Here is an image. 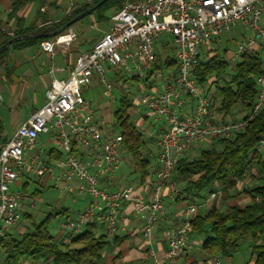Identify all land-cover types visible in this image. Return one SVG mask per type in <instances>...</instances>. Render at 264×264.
<instances>
[{"label": "built area", "instance_id": "2783aa9c", "mask_svg": "<svg viewBox=\"0 0 264 264\" xmlns=\"http://www.w3.org/2000/svg\"><path fill=\"white\" fill-rule=\"evenodd\" d=\"M108 20L109 26L92 48L77 55L67 77L51 79L43 106L0 144V238L20 224L24 203L33 206L32 196L11 191V184L32 177L39 184L50 181L55 189L88 198L61 225L69 238H76L92 223L111 242L122 210L129 205L143 218L144 239L150 240L157 223L167 233L161 255L152 247L147 249L151 263L175 264L192 246L191 220L198 204L187 202L180 213L169 215L160 194L167 187L172 198L178 195L182 182L174 174L181 155L200 143L234 137L264 108V0H125ZM163 33L172 38L175 75L166 79L163 90L142 91L136 97L138 107L165 126L154 140L158 166L144 199L133 186L110 190L102 185L123 160L122 138L98 125L83 93L96 76L102 96H109L112 84L106 79L105 66L114 75L130 78L152 72L155 45ZM224 35L236 37L226 59L229 67L246 55L260 57L254 99L235 122L212 118L206 89L193 77L197 57L208 60L210 50L204 49ZM74 38L75 33L68 30L42 41L40 49L51 55L55 44L69 47ZM41 135L50 136L60 155L52 164L43 160L42 148L34 152ZM253 151L264 152V134ZM246 177L236 184L241 185ZM220 192H210L206 203Z\"/></svg>", "mask_w": 264, "mask_h": 264}, {"label": "trees", "instance_id": "16d2710c", "mask_svg": "<svg viewBox=\"0 0 264 264\" xmlns=\"http://www.w3.org/2000/svg\"><path fill=\"white\" fill-rule=\"evenodd\" d=\"M33 1L35 0H16L11 6L8 18L14 17L17 12ZM99 1L92 0L91 4L78 6L72 15L58 23L54 22L45 32L18 28L12 34L2 33L0 46L14 36L55 31L74 15ZM124 1L109 0L88 16H93L99 24H105L109 18L106 16V12L113 9L118 10ZM47 39L49 38L41 37L15 41L1 52L0 59L8 49L19 50L40 44ZM172 52L174 53V47ZM226 59L227 57L221 58L214 55L208 60L197 57L193 77L198 85L207 87V96H209L210 88L227 75L229 65ZM160 63L167 70L166 76L174 77L176 64L173 55L171 57L167 54L162 57L155 51L152 72L144 77L145 82L154 75L153 72L160 69ZM233 70L230 79L216 88L218 96L216 108L212 109L211 101L210 110L222 113L224 117L236 104L246 109L252 103L255 94L254 78L260 71V57L243 56L235 64ZM130 79L133 81L132 83L137 84L140 78L132 77ZM132 106L133 101L126 94L119 98L118 105L112 115L122 138V150L128 154L131 169L139 175L140 181L143 183L150 171L149 157L142 153L148 140L128 115ZM263 134L264 108L243 131L234 137L210 142L209 146H211L199 150L198 155L194 158L181 155L176 160L174 177L182 182V187L176 196L177 201L206 200L210 192L221 191L215 200L208 202L209 207L203 215H197L191 220L190 235L202 238L199 241V248L208 257L219 255L231 258L239 251L240 243L248 239L250 241V258L247 264H264V152L257 154L253 151ZM213 144H216L217 147H214ZM245 175H247L248 182L238 186L236 182L242 180ZM36 194L37 191H34L33 195ZM238 197H247L248 201L241 204L232 203L226 210L219 207V201L224 203ZM24 217L29 218L30 216L24 214ZM51 217L48 215L30 232L18 233L19 237L17 238L11 234L0 238L2 264H19L22 259L48 264H83L85 262L100 264L103 261L109 241L104 238L103 234L97 232L95 225L92 223L87 225L76 238H69L67 244L63 242L58 244L52 240L48 230Z\"/></svg>", "mask_w": 264, "mask_h": 264}, {"label": "crops", "instance_id": "0c3cea01", "mask_svg": "<svg viewBox=\"0 0 264 264\" xmlns=\"http://www.w3.org/2000/svg\"><path fill=\"white\" fill-rule=\"evenodd\" d=\"M15 1L16 0H7V5L5 6V8H3L4 10H2L3 13L0 16V30L4 34H12L18 28H22V30L33 31L43 30V32H45V30L53 25L54 22L58 23L65 17L68 18L69 15H72L78 6L92 3V0H35L28 4L27 7H24L19 12H17L14 17L8 18V15L11 12V6ZM78 22L71 25V27H69L63 33L71 30L77 35H82L84 37L88 30L85 29V26H81L80 23L77 24ZM79 25L81 26L80 30ZM108 26L109 22L106 28ZM83 31L86 32L83 34ZM101 35L99 36V38L101 37ZM82 36L79 42L72 43L69 45V47L55 44L53 47V53L51 55L43 52L40 49L39 43L21 48L19 50L8 49L6 51L4 56L0 59L1 142L8 140L15 129L20 126L28 118L29 115L43 106L45 102V90L47 89L51 79H65L68 75V72H70L71 68L73 67L77 55L79 53L89 51L92 48L93 44L99 39L98 38L94 40L93 43H90L92 42L93 38H91L90 40H86V36L84 38ZM105 76L108 81H112L114 83V86H116L117 83L121 87L126 86H124L123 79L118 78V75H114L108 66H105ZM168 78L169 76H164V78H162L163 81L159 86H155V84L151 81L152 77L148 78L146 82L144 81L145 78L142 77L138 80L137 84L132 83V86H134L136 91V95L131 98V100L133 101V105L135 106L136 97L142 91H149L151 89L163 90L166 85V79ZM94 81L97 85H99L98 87L101 88V85L98 82V77L95 76ZM87 90L88 88H86L84 92ZM118 90L119 100L120 97L126 95L127 93H124L122 91L123 89L121 90V88H119ZM108 97L111 98L110 93ZM87 102L89 104L90 111L94 116L96 111L90 107V103L88 100ZM99 108H101V111L102 109L105 110L107 108V104H101L99 105ZM133 113L135 119L134 123L138 128H142L144 126L146 127V123L152 120L151 126L147 125V130L151 129V136L149 137L150 140H148L149 144L147 150L149 151L148 157H152L154 159V170L151 173L149 172L148 177L145 181H143V183H141L140 178L136 176L128 182V179L130 178L129 176H133L130 175L129 172L125 175V178L123 177V175H119V177L117 176L121 165L120 163L119 168L115 172V174L112 177L103 180L102 185L106 186L110 190H120L127 187L128 185L133 186L137 190V192L141 196H143L144 199H147V184L149 182H155L154 172L156 170V167L158 166L154 140L157 139L158 134L162 129L165 128V126L161 121L154 120L144 111V109L138 107V105L134 107ZM44 136L45 135H41L39 137L37 147L35 148L34 152H36L38 148H42V158H44L43 160L49 164H52L60 155L56 152L53 145H46L47 138L45 139ZM122 152L123 150L121 149V154ZM123 160L126 159L123 158ZM29 182L36 181L34 180V178L30 177L28 180L21 179L13 182L10 186L11 191H23L25 193H28ZM48 185L49 187H52L50 181H48ZM13 186L15 187V189H13ZM160 195L169 215L180 213L187 203L186 201L179 202L176 200V198H172L167 191V187ZM81 200L83 202L81 205L82 207L88 200V198L84 197L81 198ZM247 201V197H238L233 201V203L241 204L246 203ZM81 207L76 211H79ZM197 207V215H203L207 211L209 203L207 202L205 205L200 203ZM227 207L228 205L226 206V209ZM76 211L74 213H76ZM67 212V209L63 208L60 214L67 217ZM24 214L29 215L28 213H21V224H25L29 219L25 218ZM117 224V235L111 242L109 241V249L107 252H105L104 259L100 264H152L151 260L147 256V249H149V247H152L158 255H161L162 250L166 247L167 233L163 231V227L161 224L157 223L153 227L152 235L149 241L143 238V218L140 215L134 213L132 206H124ZM14 229L11 231L9 230L8 234H12V231L16 230L18 231V233H20L18 227H14ZM167 229L169 230L170 227L167 226ZM190 239L192 241L191 248L185 250L184 253L177 259L175 264H219V261H217V257H208L201 248H199L200 253L197 251L195 246L197 244V241L200 239L199 237L190 235ZM41 263L48 264L44 262ZM83 264L91 263L85 262Z\"/></svg>", "mask_w": 264, "mask_h": 264}, {"label": "rangeland", "instance_id": "374dc122", "mask_svg": "<svg viewBox=\"0 0 264 264\" xmlns=\"http://www.w3.org/2000/svg\"><path fill=\"white\" fill-rule=\"evenodd\" d=\"M7 0H1L0 2V16L2 15L4 10L3 8H5ZM9 1V0H8ZM116 10H108L106 12V16H111V13H113ZM109 19V18H108ZM96 19L93 16H85V18L81 21H79L77 24H81V26H85L88 31L86 33V35H84V37L86 38V40H90L91 38H93L92 42L93 43L94 40L98 39L99 36L107 29L106 26L108 25L109 20H107V22L105 24H99L97 21H95ZM80 26V25H79ZM81 26L79 27V30L81 29ZM74 28V27H73ZM86 32V31H85ZM84 31L82 32L83 34L85 33ZM75 33V32H74ZM81 33V34H82ZM75 38L74 40L71 42L72 43H76L80 41L81 36L77 35L75 33ZM83 37V36H82ZM83 37V38H84ZM219 42L217 43L212 42L210 43V45L208 47H206L204 50H210L209 51V55L208 57L211 56H218L221 58H225L228 57L230 55V53L233 51L234 47H235V41H236V37L235 36H231L228 37L227 35L224 36H220L219 37ZM156 46V52H158L159 54L162 55V57H164L165 55L167 56V54H169L171 57L173 55L172 52V48H173V43H172V38L165 35L164 33L162 35H160ZM160 69L156 70L151 79V81L155 84V86H159L161 84V82L163 81L162 78H164V76L167 75V70L164 69V66L162 65V63H160ZM234 67L230 66L228 68L227 71V75H225L221 80H219V82H217L215 85H213L210 88V92H209V98L213 103V108H216L218 105V96L216 95V88L220 87L222 85V83L225 81H228L230 79V76L232 74V72ZM118 75V78L123 79L124 81V86L125 87H121L119 86V84L117 83L116 86H114V83L112 81V89L110 91L111 94V98L109 97H103L101 96L100 92L102 89L98 87L99 85H97L95 83V81H93V83L90 85V87L88 88L87 91L84 92L85 98L86 100L89 101L90 103V107L95 110V114L93 116V118L95 117V120L98 122V125L105 130L106 132L110 133V134H118V127L115 124V120L113 117V112L116 109L117 105H118V95H119V88H121V90L124 93H127L129 96V99L133 98L134 95H136V91L134 86H132V81L130 78H127L126 76H121ZM162 77V78H161ZM119 87V88H118ZM205 89L207 88L206 86L204 87ZM120 90V91H121ZM101 102V103H100ZM101 104H107V108L104 110L101 108H99V105ZM135 106L136 102H135ZM134 105L132 106L131 109H129L128 111V115H130L131 121L134 123V113H133V109L135 107ZM245 113V109H243L239 104H236L235 106H233V108L231 109L230 113L227 116H223L222 113L219 112H215V111H211V115L213 119L216 120H220V121H231V120H236L239 119L243 114ZM93 115V113H92ZM152 124V120H150L149 122L146 123V127H142L139 128L142 133L144 134L145 138L147 140H150V136H151V129L147 130V125L151 126ZM10 131V128H9ZM46 139V145L48 146H52L51 142H50V136L45 135L44 136ZM210 142L207 143H200L198 145L195 146V148L191 149L189 152H187V154H185V156H187L188 158H194L198 155L199 150L201 149H205L210 147L209 146ZM148 144L145 146V148H143L142 153L146 156H148L149 151L147 150ZM214 147H217L216 144H213ZM122 156V158L126 159L123 160L120 165V169L117 173V176L119 177V175H123V177L125 178V175L128 174V172L130 173V175L133 176H129L130 178L128 179V182L136 177H139V175L134 172L131 168V161L128 158V154L126 152H122V154L120 155ZM150 160V173L154 170V159L152 157L149 158ZM248 182V178L246 177L244 182L242 183L243 185L246 184ZM181 188V185H180ZM13 189H15V187L13 186ZM37 191L36 195H33V192ZM235 192V191H233ZM27 194H32V198H33V207H28L27 205L24 206L22 212L23 213H28L29 214V219L26 221L25 224H18L16 227H18L20 230V233H25V232H30L32 231V229L34 228V226L36 224H38L40 221H42L43 219H45L48 215H51V219L49 220L48 223V230L50 235L52 236V240L56 243H65L67 244L69 241V235L68 233H66V231L64 229H62L61 225L64 221H66L67 219L71 218L74 215V212L79 209L82 205V200L81 198H84V196L81 195H76V194H69L67 192L62 191L61 189H55L52 187H49L48 182L45 184H39L37 182H29L28 184V193ZM81 200V201H80ZM234 200L231 201L228 200L226 202H221L219 201V207L222 210L226 209L227 205H230L233 203ZM195 204H206V200H196V202H194ZM25 204V203H24ZM67 209V217H65V215L60 214L62 209ZM59 213V214H58ZM22 221V220H21ZM97 228V232H100V229L98 227ZM14 227H11L10 231L13 230ZM15 230V229H14ZM11 233V232H10ZM13 237H19L18 231H12ZM200 238V237H199ZM202 238H200L199 240L201 241ZM199 240L197 241L196 244V249L199 252ZM109 249V247L106 248L105 252H107ZM200 253V252H199ZM217 261H219V264H247L249 262V258H250V241L248 239L244 240L243 242L240 243L239 245V251L234 254L231 258H225L222 256L217 255ZM2 260H3V255L0 253V264H2ZM19 264H42L41 262H34L30 259H22L20 261Z\"/></svg>", "mask_w": 264, "mask_h": 264}, {"label": "water", "instance_id": "95a60500", "mask_svg": "<svg viewBox=\"0 0 264 264\" xmlns=\"http://www.w3.org/2000/svg\"><path fill=\"white\" fill-rule=\"evenodd\" d=\"M109 0H100L98 3L94 4L93 6L83 10L82 12L78 13L76 16L68 20V22L64 23L63 26L60 28L56 29L55 31L52 32H46V33H41V34H23V35H18L14 36L13 38H10L6 42H4L0 46V54L1 52L8 46H10L12 43L15 41L21 40V39H39V38H53L56 37L57 35L62 34L65 30H67L71 25L74 23L78 22L79 20L83 19L85 16L89 15L91 12L95 11L98 7H100L102 4L107 2Z\"/></svg>", "mask_w": 264, "mask_h": 264}]
</instances>
